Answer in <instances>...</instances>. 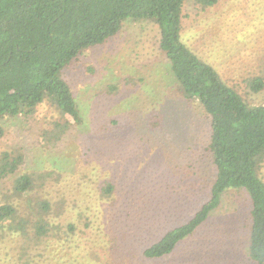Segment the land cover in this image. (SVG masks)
Segmentation results:
<instances>
[{
	"label": "rangeland",
	"instance_id": "1",
	"mask_svg": "<svg viewBox=\"0 0 264 264\" xmlns=\"http://www.w3.org/2000/svg\"><path fill=\"white\" fill-rule=\"evenodd\" d=\"M160 37L154 22L126 20L62 72L81 123L51 100L31 116L0 119V156L21 153L18 174L34 181L22 195L17 175L0 182V208L14 211L0 222V264H254L243 188L228 189L172 255L143 256L209 200L216 176L208 116L186 99ZM180 37L251 106L264 105V88L248 86L264 79V0L206 8L186 0Z\"/></svg>",
	"mask_w": 264,
	"mask_h": 264
},
{
	"label": "trees",
	"instance_id": "2",
	"mask_svg": "<svg viewBox=\"0 0 264 264\" xmlns=\"http://www.w3.org/2000/svg\"><path fill=\"white\" fill-rule=\"evenodd\" d=\"M185 1L0 0V119L31 116L51 100L64 115L81 123V112L62 72L86 51L116 36L126 20L154 22L160 28V49L186 99L199 102L208 116V150L216 176L209 200L186 224L144 250L143 256L161 260L172 255L180 242L208 221L228 189L243 188L251 202L248 257L254 264H264V105L251 106L182 43ZM218 1L197 0L204 8ZM248 86L259 92L264 79L252 78ZM3 134L0 129V138ZM23 163L21 153L0 156V182L17 175L18 195L34 186L30 174H18ZM13 215L10 207L0 208V222ZM65 236L61 245L67 248L70 232ZM69 253L70 249L68 257Z\"/></svg>",
	"mask_w": 264,
	"mask_h": 264
}]
</instances>
